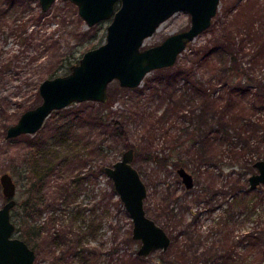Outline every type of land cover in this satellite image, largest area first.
<instances>
[{
  "label": "trees",
  "instance_id": "16d2710c",
  "mask_svg": "<svg viewBox=\"0 0 264 264\" xmlns=\"http://www.w3.org/2000/svg\"><path fill=\"white\" fill-rule=\"evenodd\" d=\"M7 1L10 6L19 2ZM228 1L209 29L213 37L211 44L194 49L195 57L184 66L176 64L155 70L165 73L157 78H145L139 91L143 96H157L160 105L156 109L146 110L148 97L145 96L124 109L118 120L101 110L86 118L89 128L101 129L102 133L113 131L119 137H127L132 124H136L143 130L140 133L147 144L137 147L135 159L176 171L185 168L194 176L192 189L183 187V194L178 195L168 188L161 195L164 205L158 217L163 225L157 223L171 237L166 252L170 248L176 252L173 256L169 254L167 260L161 257L159 264H264V211L260 209L264 208V185L252 189L248 180L255 172L254 163L264 159V6L259 0ZM39 11L42 15V10ZM75 114L61 121V125L66 127L63 131L77 137L74 119L82 117ZM90 131L79 132L77 140L85 139L88 134L87 154H104L110 144L104 136L91 139L95 131ZM160 140L165 146L155 145ZM126 146H132L127 138ZM79 160L82 167L88 163V159ZM105 166L100 163L92 172L95 181L99 182L101 175L109 186L98 188L96 196L100 195V199L96 201V209L102 210L103 221L111 211L106 200H111L116 215H122L118 218L121 221L129 215L121 200L115 199L117 193L105 174ZM54 169L51 166L44 172L39 189L38 179L29 177L27 196L17 200L13 208L16 232L36 250L35 264H94L99 254L88 246V232L94 223L75 232L68 229L59 214L38 222L46 209L55 208L51 196L43 191L45 178ZM224 170L228 171L223 184L228 207L223 217L204 226L199 208L204 203L215 206L219 196L214 190L216 176ZM80 175L81 172L79 190L85 179ZM123 227L124 223L118 222V230ZM122 235L111 245L112 264H134L143 259L137 250L134 255L127 252L137 244L132 238V225Z\"/></svg>",
  "mask_w": 264,
  "mask_h": 264
},
{
  "label": "rangeland",
  "instance_id": "374dc122",
  "mask_svg": "<svg viewBox=\"0 0 264 264\" xmlns=\"http://www.w3.org/2000/svg\"><path fill=\"white\" fill-rule=\"evenodd\" d=\"M225 1L220 4L218 11L220 14L224 11ZM259 2L264 6V0ZM40 9L38 0H19L16 6H10L7 0H0V176L4 172H9L13 176L17 184L16 200H22L27 196L29 177L36 178L49 167H55L51 175L45 178L43 186L45 194L53 199L51 204L55 202L52 204L55 208L46 209L39 215L38 222H42L51 214H59L64 218L68 229L75 232L94 223L88 232V246L95 248L96 253L99 254V259L94 264H112L109 256L111 245L118 237L122 238L124 229L130 228L132 221L130 217H124L119 221L118 218L122 215H116L118 214L116 206H113L108 199L106 202L110 204L111 211L106 213L102 221L103 212L101 209L99 211L96 209V201L100 199V195L96 196V194L98 188L109 186L106 178L101 175L99 182L95 181L92 172H95L100 163L110 165L121 159L123 152L128 149L126 138L134 151L142 144L145 146L147 142L145 143L140 133L143 130L140 131V127H136V124H132L127 137H119L114 136L113 131L102 133L101 129L89 128L87 125L89 121L86 118L89 114H97L101 110L110 113L111 119L118 120L121 118L119 116L121 112L140 97H148V103L144 104L148 111L156 109L160 101L154 95L143 96L139 90L144 87V81L140 86L131 89L122 87L118 80H113L108 87L110 106L107 104L108 101L104 105H99V102L95 101L74 103L67 108L52 112L37 133L7 138L8 127L16 123L23 112L40 104L42 98L39 86L42 81L67 74L71 65L78 62L84 52L104 43L107 26L111 21L104 20L90 27L80 17L77 6L65 0H56L48 11H42V15L39 14ZM190 25V14L179 11L145 39L144 47L157 45L169 35L188 29ZM209 29L187 45L176 63L179 67L195 57L196 49L211 44L213 37ZM163 73L165 72L152 71L146 78H157L163 76ZM162 110L163 108L160 111ZM78 111L80 115L75 114ZM72 114L82 117V119L79 117L74 119L77 137L75 133L73 135L69 131H63L66 127L61 125V121ZM90 130L95 131L91 134V139L104 136L103 138L110 144V148L104 154H87L90 148L86 143L88 134L85 139L81 137L83 138L81 141L77 140L79 132L91 133ZM161 140L156 142L157 147L163 145L164 142ZM80 158L88 159V163L83 167L79 164ZM134 164L147 185L146 212L163 225L158 217L163 212L161 208L164 205L161 195L163 191L167 192L168 188L176 191L178 195L183 194L185 186L182 179L175 169L161 168L154 162L140 158L135 159ZM80 172V176L85 177L81 190L77 189ZM226 172L228 171H218L216 176L217 184L214 185V190L219 196L215 206L204 203L199 208L204 226L223 217L228 207L223 193ZM117 198L118 195L115 199ZM6 200L0 182V208ZM260 209L264 211V208L260 207ZM61 220L58 221V225L62 223ZM118 222L124 223L123 230H118ZM16 235L19 236L17 232ZM139 246L140 242L137 241V244L129 247L127 252L134 255ZM171 250L170 248L168 252L165 251L166 255L162 250H157L135 263L159 264L161 257L167 260L169 254L171 256L175 254L176 250L174 248Z\"/></svg>",
  "mask_w": 264,
  "mask_h": 264
},
{
  "label": "water",
  "instance_id": "95a60500",
  "mask_svg": "<svg viewBox=\"0 0 264 264\" xmlns=\"http://www.w3.org/2000/svg\"><path fill=\"white\" fill-rule=\"evenodd\" d=\"M46 12L56 0H38ZM77 6L80 17L91 27L111 20L106 41L83 53L65 75L45 79L39 86L40 104L23 112L7 129V138L35 134L56 110L74 103H106L108 87L118 80L125 88H136L154 70L174 66L180 54L199 34L208 30L218 14L221 0H65ZM179 11L190 14L188 29L169 35L157 45L144 41ZM135 151L126 149L121 159L105 166V174L132 221V238L140 242L137 254L147 257L171 245L167 231L145 209L147 185L134 164ZM249 176L252 189L264 185V159L254 163ZM186 189L194 187V176L185 168L177 170ZM6 202L0 208V264H35L36 252L16 235L12 210L16 206L17 184L9 172L0 176Z\"/></svg>",
  "mask_w": 264,
  "mask_h": 264
},
{
  "label": "flooded vegetation",
  "instance_id": "af4514ba",
  "mask_svg": "<svg viewBox=\"0 0 264 264\" xmlns=\"http://www.w3.org/2000/svg\"><path fill=\"white\" fill-rule=\"evenodd\" d=\"M159 70V69H158ZM155 71V70H154ZM147 77V76H146ZM145 77V78H146ZM145 80V79H144ZM25 135V134H24ZM44 173V172H43ZM43 173L42 174H38V176L36 177L37 179H38V184H37V189H39L38 187H39V184H40V178H41V176H43ZM36 196H37V198L39 199V197H40V193H37L36 194ZM35 250V249H34ZM35 252H36V250H35ZM36 259H37V252H36ZM35 263H36V260H35Z\"/></svg>",
  "mask_w": 264,
  "mask_h": 264
}]
</instances>
